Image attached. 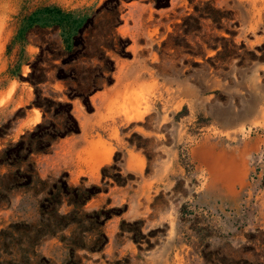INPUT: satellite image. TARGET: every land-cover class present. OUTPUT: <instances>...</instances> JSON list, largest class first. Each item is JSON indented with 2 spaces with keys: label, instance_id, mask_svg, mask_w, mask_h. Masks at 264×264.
Returning a JSON list of instances; mask_svg holds the SVG:
<instances>
[{
  "label": "rangeland",
  "instance_id": "obj_1",
  "mask_svg": "<svg viewBox=\"0 0 264 264\" xmlns=\"http://www.w3.org/2000/svg\"><path fill=\"white\" fill-rule=\"evenodd\" d=\"M0 264H264V0H0Z\"/></svg>",
  "mask_w": 264,
  "mask_h": 264
},
{
  "label": "bare ground",
  "instance_id": "obj_2",
  "mask_svg": "<svg viewBox=\"0 0 264 264\" xmlns=\"http://www.w3.org/2000/svg\"><path fill=\"white\" fill-rule=\"evenodd\" d=\"M247 1V0H246ZM255 32V31H254ZM133 74V73H132ZM233 76V75H232ZM136 80V79H135ZM144 80V79H143ZM171 81V80H170ZM218 82V81H217ZM186 83V82H185ZM160 84V83H159ZM162 85V84H161ZM141 93H139L140 95ZM158 94H156L157 96ZM190 96V95H189ZM140 100H142V102H140ZM152 102V101H150ZM149 99H146L144 98V96L142 97V94L141 96H137L135 95L134 98L130 101L129 103V107L126 106L123 108L124 112L128 115H130L134 110L138 109V106L141 105H144L145 109H147L149 107ZM160 102V101H159ZM152 107V106H151ZM253 108V107H252ZM143 109V108H142ZM219 110V109H217ZM138 111V110H137ZM251 107L246 111V113L248 112H251ZM220 114L223 113L222 112H219ZM227 113V112H226ZM136 115L133 116V118L135 119H140L142 117V113H140L139 111L135 113ZM147 114V113H146ZM231 114V113H230ZM235 115V114H234ZM221 116H223V114H221ZM226 116V114H225ZM242 116V115H241ZM131 118V117H130ZM129 118V119H130ZM225 119V120H223ZM223 121L224 122H234L235 119L234 117H231V118H225L223 117ZM126 120V119H125ZM261 121V120H260ZM253 123H256L255 121H252ZM240 124V127L243 128V124L239 123ZM263 125V124H262ZM258 126V125H257ZM239 127V128H240ZM240 128V129H241ZM235 138V137H234ZM111 152V151H110ZM110 152L107 154V156L109 157L110 155ZM198 153L201 155V157L204 158L207 166H208V169H209V172L210 174L212 175L213 177V180L215 181L217 178H218V174L222 173V171H229L231 168H228L227 165L225 164V160L222 159V155L219 154V153H210V152H205V151H198ZM107 157V158H108ZM96 169H98V165L96 167ZM221 177V176H220Z\"/></svg>",
  "mask_w": 264,
  "mask_h": 264
},
{
  "label": "trees",
  "instance_id": "obj_3",
  "mask_svg": "<svg viewBox=\"0 0 264 264\" xmlns=\"http://www.w3.org/2000/svg\"><path fill=\"white\" fill-rule=\"evenodd\" d=\"M67 117L68 119L72 122L73 126H77V120L75 119V117L72 115V113L69 111L67 112ZM39 126V125H38ZM62 134H66V132L62 133ZM51 141H48L47 144L50 145ZM8 150L5 149L3 153L7 152ZM72 197L71 199L69 200V203L73 205V209L67 213V214H61L59 215L58 214V202H60L61 200V194L57 193L55 195V203H56V206L52 208V211L53 214L57 215L59 218L58 220L55 222V223H52L50 222L49 224H47V227H49L50 229H40L39 231L40 232H36L35 233V238L34 240L35 241H38L40 239V237L44 236L45 234H54L56 232V229L55 228H58V227H63L64 225L67 224V222L63 223V225H56V223H60L62 221H64L65 219H70V216L73 214V213H76L78 211H80V209L82 208V206L86 203V201L92 196V191H79V188H75L74 191H72ZM53 197V196H52ZM54 204V203H53ZM52 224V225H51ZM49 232V233H48ZM102 237H103V243H105L104 240H106V237L104 234H102Z\"/></svg>",
  "mask_w": 264,
  "mask_h": 264
}]
</instances>
